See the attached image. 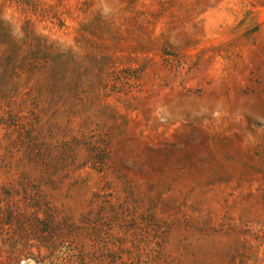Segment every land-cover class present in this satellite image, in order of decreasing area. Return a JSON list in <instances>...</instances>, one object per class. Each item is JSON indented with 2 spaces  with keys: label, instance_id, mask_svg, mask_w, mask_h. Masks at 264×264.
Segmentation results:
<instances>
[{
  "label": "rangeland",
  "instance_id": "374dc122",
  "mask_svg": "<svg viewBox=\"0 0 264 264\" xmlns=\"http://www.w3.org/2000/svg\"><path fill=\"white\" fill-rule=\"evenodd\" d=\"M0 264H264V0H0Z\"/></svg>",
  "mask_w": 264,
  "mask_h": 264
}]
</instances>
